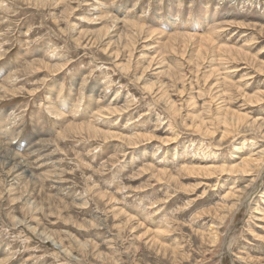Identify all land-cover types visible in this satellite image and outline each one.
Here are the masks:
<instances>
[{
    "label": "rangeland",
    "instance_id": "374dc122",
    "mask_svg": "<svg viewBox=\"0 0 264 264\" xmlns=\"http://www.w3.org/2000/svg\"><path fill=\"white\" fill-rule=\"evenodd\" d=\"M263 68L264 0H0V264H264Z\"/></svg>",
    "mask_w": 264,
    "mask_h": 264
},
{
    "label": "bare ground",
    "instance_id": "6f19581e",
    "mask_svg": "<svg viewBox=\"0 0 264 264\" xmlns=\"http://www.w3.org/2000/svg\"><path fill=\"white\" fill-rule=\"evenodd\" d=\"M122 26H125V25H122ZM130 26V25H129ZM120 27V26H119ZM113 28V27H112ZM121 28V27H120ZM123 30V29H122ZM136 30H137V27H136ZM144 31V30H143ZM152 31V30H151ZM151 31H150V29H149V33H151ZM225 31V30H224ZM154 32V31H153ZM120 33H122V32H120ZM124 33V32H123ZM145 33H148V32H145ZM149 33H148V36H149ZM154 33H156V32H154ZM153 34V33H152ZM157 34V33H156ZM120 35V34H119ZM125 35V34H124ZM147 35V34H146ZM153 36V35H152ZM122 37V36H121ZM205 37V36H204ZM123 38V37H122ZM126 38V37H125ZM187 39V38H186ZM200 43H201V45H202V43H208V44H210V43H212V41H211V39L210 38H207V36L205 37V38H203V37H201L200 38ZM207 45V44H206ZM232 48H230V50H231ZM220 52V51H219ZM218 52V53H219ZM231 52V51H230ZM232 52H233V50H232ZM226 53H228V52H226ZM235 53V52H234ZM108 54V53H107ZM226 55V54H225ZM235 55H236V53H235ZM84 57V56H83ZM225 58V57H224ZM229 58V57H228ZM237 58V57H236ZM220 59V58H219ZM238 59V58H237ZM218 62H220V61H218ZM228 63V62H227ZM225 66V65H224ZM233 66V65H232ZM235 66V65H234ZM264 69V68H263ZM246 72V71H245ZM226 74H228V73H226ZM241 76V75H240ZM253 76V75H252ZM248 85V84H247ZM33 87V86H32ZM258 93V92H257ZM256 93V94H257ZM15 94V93H14ZM258 95V94H257ZM246 97V96H245ZM248 99V98H247ZM253 102V101H252ZM115 103V102H114ZM254 103V102H253ZM256 104V103H255ZM121 111V110H120ZM113 112V111H112ZM116 112V111H115ZM114 112V113H115ZM229 117L230 116V114L228 113V111L225 113V117ZM196 118V117H195ZM232 120H235L236 122V125L235 126H237V129L238 130H242V129H244V131H245V129H249V128H255V127H253V126H251V123L249 124L248 123V121H246L245 120V118L243 117V116H240V115H232ZM197 119L199 120V123L195 126L196 127V129H198L199 131H202V127L203 128H205V126H204V122H203V120H202V118L201 117H197ZM192 120V119H191ZM230 120V119H229ZM230 121H228V123H229ZM224 123H227V120H224ZM249 124V125H248ZM214 125V124H213ZM233 126H234V124H233ZM229 127H231L230 125H229ZM249 127V128H248ZM260 127V124H259V126H257V129ZM261 128V127H260ZM256 129V130H257ZM205 131H204V136H208L210 133H212L211 131H209L208 129H204ZM230 130H232V129H230ZM260 130V129H259ZM264 130V129H263ZM229 131V130H228ZM228 131H226L227 133H228ZM249 131H251V130H249ZM262 131V130H261ZM224 133L223 135H222V137H225V135H229V134H227V133ZM232 132V131H231ZM243 132V131H242ZM260 132V131H259ZM263 132V131H262ZM243 133H245V132H243ZM249 133V132H248ZM250 134V133H249ZM202 136V135H201ZM264 136V135H263ZM110 137L111 138H113L114 136L113 135H110ZM115 138V137H114ZM177 138V137H176ZM224 139V138H223ZM131 143H134V142H132V140H129ZM244 140H242V142H243ZM241 142V143H242ZM246 143H248V142H243L242 143V145H244V144H246ZM264 154V151H262L261 153H258V154H249L247 157H245L244 159H242L239 163H237V164H235V165H229V166H221V167H219L217 164H214V163H216L215 161V159L213 160V159H211V160H209V163L211 162V164H208L206 167L207 168H205V170H206V172L207 173H209V175H215L217 172L221 175V176H223V175H225V174H230V175H232L233 177H240V178H243V179H245L246 177H251L252 176V173H254V170H256V168L259 166V164H260V162H261V160H262V158H264V157H262V155ZM215 154H213L212 156L213 157H217V156H214ZM11 157V156H10ZM2 159V158H1ZM6 159V158H5ZM4 159V160H5ZM15 159H16V156L14 155L12 158H8L6 161H8L9 160V163L10 162H12V169L15 171V173H19V174H23V175H27L26 174V172H27V169H26V165H25V161L23 160V159H20V162L18 163V164H16V165H14V162H15ZM3 161V160H2ZM28 164V163H27ZM200 166V165H199ZM183 167H185V166H183ZM199 169H202L203 167H198ZM258 169H260V168H258ZM257 169V170H258ZM256 172V171H255ZM260 173V172H259ZM46 174V173H45ZM33 181V183H34V179L33 178H29V180L27 179V184H31V182ZM35 181H37V180H35ZM41 181V180H40ZM249 181V180H248ZM251 182L252 181H249L248 182V184H246L245 186H243L240 190H238L237 192H234V193H230V191L225 195V197H230V196H232V197H234V199H232L231 198V201H234V202H232L231 203V205H230V208L231 209H235L236 207L238 208V206H239V202H241L242 201V199L241 198H244L245 197V195L247 194V193H245V191L247 190V189H249L250 187H251ZM253 185V184H252ZM248 192V191H247ZM25 193H26V191H25ZM235 193L236 194H238V195H235ZM244 194V195H243ZM243 195V196H242ZM263 195H264V193H263ZM242 196V197H241ZM229 199V198H228ZM241 204V203H240ZM62 208V207H61ZM31 211V210H30ZM253 211H254V209H253ZM256 211V210H255ZM258 215L260 214V210H257V212H256ZM261 216H264V212L262 211L261 212ZM253 217V216H252ZM254 219V218H253ZM256 221V220H255ZM85 224H86V222H85ZM229 227V226H228ZM48 235V234H47ZM146 236V235H145ZM216 239V237L215 238H213V240H215ZM53 242V241H52ZM110 242V241H109ZM111 260V259H110Z\"/></svg>",
    "mask_w": 264,
    "mask_h": 264
}]
</instances>
